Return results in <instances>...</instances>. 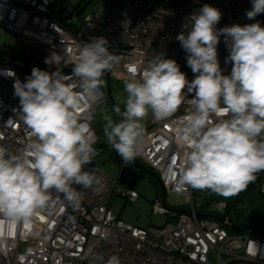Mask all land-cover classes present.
<instances>
[{
	"label": "built area",
	"instance_id": "built-area-1",
	"mask_svg": "<svg viewBox=\"0 0 264 264\" xmlns=\"http://www.w3.org/2000/svg\"><path fill=\"white\" fill-rule=\"evenodd\" d=\"M55 1L0 0V28L26 45L24 58L0 64V145L13 155H21L30 139H34L20 118L19 98L13 88L16 79L26 82L33 67L50 73L59 69L70 74L80 46L103 36L109 42V51L119 56L103 75L105 83L111 78L128 80L133 67L139 75L157 54L174 59L191 81L195 76L187 66V53L176 37L190 31L189 17L193 13L205 4L219 9L222 16L217 29L233 24L259 22L262 26L264 23V13L252 20L246 17L252 0H179L168 5L164 0H109L102 20L97 14H89L75 25L73 16L60 19L54 15ZM32 48L39 50L40 62L29 57ZM53 52L64 56L60 65L44 62ZM217 52L222 74L230 75L232 64L225 62L229 50L223 36ZM96 95L97 102L91 113L82 109L79 122L84 124L95 149L92 162L85 165V170L95 171L102 178V190L96 193L74 186L83 194L79 206L70 205L62 194L53 191L50 206L28 222L9 223L0 216V264H106L112 256L118 257L119 264H264V236L248 235L247 230L234 232L228 221L231 218L238 227L262 224L264 204L254 202L250 216L238 222L231 212L239 193L230 204L213 198L210 190H207L209 199L196 196L191 187L182 192L174 190L173 177L185 152L175 131L192 110L187 101L168 120L152 118V125L144 133L142 152L136 157L156 173L165 195H183L184 207L172 210L175 214L163 225L148 227L126 222L113 212V196L121 194L129 201H136L139 195L135 188L127 187L122 192L117 177L102 172L95 163L102 146L98 145L91 121L97 106L106 99V88L100 86ZM108 148L114 150L109 143ZM257 183L258 195L264 198V172L257 174L247 191ZM164 199L153 200V214L168 215L171 209L164 205Z\"/></svg>",
	"mask_w": 264,
	"mask_h": 264
},
{
	"label": "clouds",
	"instance_id": "clouds-1",
	"mask_svg": "<svg viewBox=\"0 0 264 264\" xmlns=\"http://www.w3.org/2000/svg\"><path fill=\"white\" fill-rule=\"evenodd\" d=\"M261 13L264 0H252L246 17L252 20ZM221 16L219 9L205 4L189 17L190 31L176 37L187 53L193 80L174 59L157 54L139 75L135 67L130 70L124 110L119 105L112 110L119 121L104 115L107 142L131 162L142 152V121L149 112L165 121L187 101L192 110L175 131L185 148L173 177L176 192L191 187L230 197L264 172V27L256 22L217 29ZM221 36L229 50L225 62L232 64L230 75L222 74L218 60ZM109 49L105 37H94L80 46L70 74L33 67L26 82L14 81L20 118L34 139L21 155L0 145V216L9 223L28 222L49 207L53 191L79 206L83 194L74 186L102 190V178L85 170L95 149L79 121L82 109L91 113L103 75L119 60ZM62 61L64 56L53 52L44 62ZM106 264H119V259L112 256Z\"/></svg>",
	"mask_w": 264,
	"mask_h": 264
},
{
	"label": "rangeland",
	"instance_id": "rangeland-1",
	"mask_svg": "<svg viewBox=\"0 0 264 264\" xmlns=\"http://www.w3.org/2000/svg\"><path fill=\"white\" fill-rule=\"evenodd\" d=\"M174 1L179 0H164V3L168 5ZM108 2L109 0H56L52 5V9L56 16H73L75 18L74 24L78 25L89 14H97L99 19L102 20L106 15ZM262 27H264V23H262ZM0 50L19 51L22 54V58H24L26 45L18 41L10 32L0 28ZM39 56V50L32 48V54L29 57L37 58L40 62L41 59ZM124 82L113 78L109 80L111 98L109 99L106 94V99L97 106L91 121L92 128L98 137V145L102 146L99 149L98 156L95 158V163L102 172L113 178L117 177L118 171L125 161L115 149L112 151L108 148L107 138L103 132L105 124L104 115L108 114L112 116L114 122L119 121L120 118L112 110L116 105H119L122 111L124 110L123 101L127 96L124 90ZM103 87L106 88L105 81ZM152 118L151 112H149V115L142 121L145 131L152 125ZM140 175L135 185V191L139 195L138 199L136 201H129L121 194L116 195L112 197L111 207L120 219L136 226H161L171 220V217L175 214L172 210L184 207V197L180 193L166 194L164 200L167 208L171 209L168 215L153 214L151 211V203L156 198L162 197L161 190L158 183L148 173L141 171ZM117 183L122 192L128 189L125 185L119 182ZM194 193L198 197L209 199L207 190L194 189ZM211 193L213 194V198L222 199L230 204L235 199L234 195L224 197L213 192ZM258 194L259 185L257 183L253 185L249 194L231 212L236 221H245L250 216V212L254 208V202L264 204V198ZM259 232L255 228L246 231L248 235H259Z\"/></svg>",
	"mask_w": 264,
	"mask_h": 264
},
{
	"label": "water",
	"instance_id": "water-1",
	"mask_svg": "<svg viewBox=\"0 0 264 264\" xmlns=\"http://www.w3.org/2000/svg\"><path fill=\"white\" fill-rule=\"evenodd\" d=\"M106 94H107V97L110 99L111 93H110L109 79H107V82H106ZM131 163H132L131 165L124 164L120 167L118 174H117L118 182L125 185L128 188H134L137 183L138 178L141 176L140 171H144L148 173L158 183L160 190H161L162 198H164L165 193H164L162 184L160 182V179L156 175V173H154L152 170L145 167L136 158L132 160ZM163 203L165 205V201H163ZM174 211H178V210H174ZM217 218L222 219L221 217H218V216ZM228 221L230 223L231 230L234 232H241V231L248 230L251 228L264 231V226H261L259 224H250L244 227H238L231 218H228Z\"/></svg>",
	"mask_w": 264,
	"mask_h": 264
},
{
	"label": "trees",
	"instance_id": "trees-1",
	"mask_svg": "<svg viewBox=\"0 0 264 264\" xmlns=\"http://www.w3.org/2000/svg\"><path fill=\"white\" fill-rule=\"evenodd\" d=\"M57 17H59V16H57ZM59 18L64 19L65 17L61 16ZM20 57H22V54L19 51L15 52V51H10V50H0V64H6V63L10 62L12 59H16V58H20ZM251 221H253V219ZM259 233H260L259 235L264 236V232L260 231Z\"/></svg>",
	"mask_w": 264,
	"mask_h": 264
},
{
	"label": "flooded vegetation",
	"instance_id": "flooded-vegetation-1",
	"mask_svg": "<svg viewBox=\"0 0 264 264\" xmlns=\"http://www.w3.org/2000/svg\"><path fill=\"white\" fill-rule=\"evenodd\" d=\"M125 164L131 165L132 163L131 162H125ZM249 192L250 191H247V189L244 190V191L239 192V194H238V196H237V198L235 200V201H237V203L235 204L234 208L237 207L239 203H241V201L249 194ZM262 224H264V223H262ZM262 224H259V225L264 226Z\"/></svg>",
	"mask_w": 264,
	"mask_h": 264
},
{
	"label": "crops",
	"instance_id": "crops-1",
	"mask_svg": "<svg viewBox=\"0 0 264 264\" xmlns=\"http://www.w3.org/2000/svg\"><path fill=\"white\" fill-rule=\"evenodd\" d=\"M114 212V211H113ZM117 215V214H116Z\"/></svg>",
	"mask_w": 264,
	"mask_h": 264
}]
</instances>
